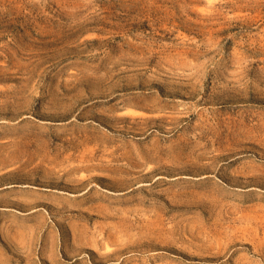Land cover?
Wrapping results in <instances>:
<instances>
[{
	"label": "rangeland",
	"instance_id": "obj_1",
	"mask_svg": "<svg viewBox=\"0 0 264 264\" xmlns=\"http://www.w3.org/2000/svg\"><path fill=\"white\" fill-rule=\"evenodd\" d=\"M0 264H264V0H0Z\"/></svg>",
	"mask_w": 264,
	"mask_h": 264
},
{
	"label": "bare ground",
	"instance_id": "obj_2",
	"mask_svg": "<svg viewBox=\"0 0 264 264\" xmlns=\"http://www.w3.org/2000/svg\"><path fill=\"white\" fill-rule=\"evenodd\" d=\"M91 175V174H90ZM93 182V181H92ZM117 234V233H116ZM122 238V237H121ZM107 246V245H106Z\"/></svg>",
	"mask_w": 264,
	"mask_h": 264
}]
</instances>
